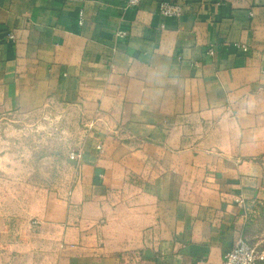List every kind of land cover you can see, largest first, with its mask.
Listing matches in <instances>:
<instances>
[{
  "label": "crops",
  "instance_id": "1",
  "mask_svg": "<svg viewBox=\"0 0 264 264\" xmlns=\"http://www.w3.org/2000/svg\"><path fill=\"white\" fill-rule=\"evenodd\" d=\"M127 1L0 0V110L85 126L0 264H222L264 204V0Z\"/></svg>",
  "mask_w": 264,
  "mask_h": 264
},
{
  "label": "rangeland",
  "instance_id": "2",
  "mask_svg": "<svg viewBox=\"0 0 264 264\" xmlns=\"http://www.w3.org/2000/svg\"><path fill=\"white\" fill-rule=\"evenodd\" d=\"M84 131L82 115L66 105L0 110V252L14 234L3 232L4 223L15 220L23 204H34L51 188L57 192L55 186L68 169V156L79 148ZM241 235L264 250V204L249 208Z\"/></svg>",
  "mask_w": 264,
  "mask_h": 264
},
{
  "label": "built area",
  "instance_id": "3",
  "mask_svg": "<svg viewBox=\"0 0 264 264\" xmlns=\"http://www.w3.org/2000/svg\"><path fill=\"white\" fill-rule=\"evenodd\" d=\"M140 0H128L127 4L136 5ZM158 12L162 17H179L183 13L182 6L172 0H159ZM83 23V14L79 13V25ZM116 36L124 38L127 36L125 30H118ZM6 40L8 42H16V36L14 33H8ZM238 48L243 51H247L248 47L245 44H236ZM209 54H213L212 49L208 50ZM91 126V124L89 125ZM97 150L102 152V145H97ZM82 152L80 149L71 152L68 159L73 162H78L81 158ZM70 194V191L68 192ZM239 205L243 207V200L237 199ZM222 264H264V250H258L256 247L248 243L242 236L238 237L233 244L232 248L226 252L223 256Z\"/></svg>",
  "mask_w": 264,
  "mask_h": 264
}]
</instances>
